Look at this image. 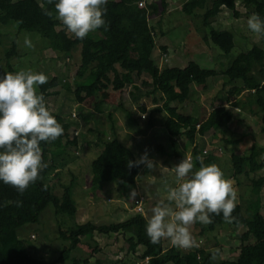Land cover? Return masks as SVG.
Segmentation results:
<instances>
[{
	"label": "rangeland",
	"instance_id": "374dc122",
	"mask_svg": "<svg viewBox=\"0 0 264 264\" xmlns=\"http://www.w3.org/2000/svg\"><path fill=\"white\" fill-rule=\"evenodd\" d=\"M141 1L148 10L149 23L154 26L156 32L154 58L160 69L184 67L189 61H195L203 68L217 71L216 75L201 78L198 83H193V90L188 99L173 105L179 113L192 115L199 120H203L216 106L232 107L235 114L228 128L218 130L216 135L211 131L206 136H197V145L202 150V157L206 154L216 157L215 164L222 169L226 178L234 181L238 189V204L249 205V211L246 210L245 214H252L257 206L264 214V186L259 194L254 195L250 180L239 178L237 183L231 177L230 161L232 153H247L252 143L262 148L261 157H264V134L258 132L257 123L260 114L255 106L250 109H247V105L243 108L231 106L232 101L244 99L246 90L241 81L219 73L239 52L253 45L264 47L261 37L247 27V19L251 13L239 1L238 16L234 17L232 11L223 8L217 15L209 18L208 27H204L202 14L210 7L212 0H207L204 8L198 9L194 15L185 14L181 10L185 0ZM210 28L233 31L235 47L231 52L222 53L211 42L203 39V35ZM26 36L31 39L33 48L24 46ZM71 36L74 35L65 27L56 28L51 33L38 28L18 32L15 22L0 24V76L10 72L4 54L15 40L18 56L9 60L13 66L12 72L30 69L33 72L43 71L49 77H59L61 82L52 89L54 92L47 98V107L63 114L64 119L71 123L68 139H77V145H66L64 152L56 157V176L49 180L56 195L62 193L64 186L72 184V196L77 212L74 216L57 214L53 204L49 203L40 213L36 223L26 224L18 233L24 240L29 254L46 263L72 264L77 258L86 260L82 264H94L96 259L113 264H144V261L138 258L142 246H138L135 253H127L120 233L105 235L97 231L82 235L75 249L71 250L67 257L60 262H54L60 256L63 246L68 244L61 238L60 230L72 229L87 221L96 224L123 221L135 213L134 200L129 198L130 192L120 194L121 186L126 190L132 186L128 187L119 180L105 182L100 189L91 185V161L100 153L105 141L118 136L138 158L147 152L148 158L157 164L154 170L142 171L133 187L137 193L136 197L139 195L143 198L142 214L146 218L151 216V208L166 197L165 182L169 186H175L172 167L185 156H191L188 154L190 147L187 139L183 135L180 136L178 146L173 148L163 125L165 112L152 113L156 126L149 132L147 125L150 112L163 102L158 94L155 101L154 96L138 99V93L128 86L119 91L109 89L99 92L94 97L78 103L74 94L75 82L89 74L100 54L99 50L91 48L85 42L73 46L70 56L58 58V52L53 47H65ZM138 85L145 89L144 86ZM232 87L238 88L233 94ZM77 110L87 117L85 123L78 121ZM142 113H145V117L141 116ZM169 151H176L175 156H168ZM194 170L198 169L194 167ZM258 198L259 202L256 203ZM190 230L201 246L209 250L220 249L219 259H234L238 253V236L244 231V227L224 223L222 227L204 236L199 234L197 223ZM166 244L169 249L173 247L169 241Z\"/></svg>",
	"mask_w": 264,
	"mask_h": 264
},
{
	"label": "trees",
	"instance_id": "16d2710c",
	"mask_svg": "<svg viewBox=\"0 0 264 264\" xmlns=\"http://www.w3.org/2000/svg\"><path fill=\"white\" fill-rule=\"evenodd\" d=\"M140 1L108 0L104 17L108 22L107 31L104 28L97 29L83 40L71 36L65 47H53L58 52V58L70 56L73 46L85 42L91 48L99 50L98 61L89 74L75 82V99L81 103L99 92L109 89L119 91L128 86L138 93V99L154 96L155 101V96L158 94L163 102L161 105H156L150 112L147 128L154 126L152 113L165 112L163 123L165 130L171 136H185L194 167L199 169L201 162L204 165L215 164L216 157L210 154L201 156L202 150L196 143V137L206 136L211 131L216 135L218 130L227 129L235 114L232 107L216 106L203 120H199L192 115L179 113L173 103L188 99L193 90V83H198L201 78L214 76L217 71L203 68L195 61H189L184 67L172 66L160 69L154 58L156 32L154 26L149 23L147 8L139 6ZM206 1L185 0L181 10L185 14L194 15L198 9L204 8ZM239 1L249 13L255 12L264 18V0H212L210 7L202 14L204 27H208V19L217 15L223 8L232 11L234 17L238 16L240 11L237 8V2ZM55 2L56 0L53 4H47V0H0V24L7 25L11 21L15 22L18 32L33 28L47 33L54 32L56 28L64 26L58 20L46 16L41 5L43 4L55 14ZM203 39L211 42L225 54L235 47L232 30L210 28L203 35ZM261 42L264 44V37H261ZM4 55L9 71H14L9 60L13 56H18L15 40ZM37 73L46 75L43 71ZM219 73L241 81L246 90V96L243 100L232 101L231 106L243 108L247 105V109L255 106L260 114L257 122L258 132L264 134V47L258 44L239 52ZM47 77L48 82L37 88L38 94L44 95L46 106L47 98L54 92L52 89L61 82L57 76ZM138 84L145 89H141ZM232 88V94L238 90L237 87ZM154 103L157 104V102ZM141 109H145L143 105ZM50 112L64 128V133L51 143L41 142L43 162L47 164V167L40 173V179L30 185L23 195L0 181V264H52L30 255L18 232L26 224L36 223L40 213L49 203L53 204L57 214L74 216L77 212L76 202L72 196V184L64 186L62 193L56 195L49 183V180L56 176V157L64 152L66 145H77L76 137L72 140L68 139L71 123L64 119L63 114L52 110ZM76 114L79 117L78 121L86 122L87 117L80 110H77ZM158 148L161 149L160 146ZM262 152V148L252 143L247 153L241 155L232 153L230 156L231 177L237 183L239 178L250 180L254 195L259 194L264 186ZM197 157L200 159L197 160ZM137 159L133 150L118 136L105 141L100 153L91 161L92 187L100 189L105 182L116 180L128 187L135 185L143 165L132 168L127 165L129 160ZM260 171L263 173L259 174ZM129 189L126 190L121 186L120 194L131 192L132 189ZM17 200L22 201V206H16ZM259 209L260 207L257 206L252 214L247 215L245 211H249V205L237 203L232 214L236 220L228 224L234 227L242 226L244 231L238 236V253L234 259H219V256L216 260H212L213 250L203 246L198 249L184 250L177 247L167 248V241L153 244L146 233L147 218L142 212L135 210L132 216L123 221L109 224L87 221L72 229L60 230L61 238L68 244L63 246L60 256L54 262H60L67 257L71 250L75 249L82 235L97 231L105 235L120 233L127 253H135V249L142 246L143 250L138 258L145 260L144 264H264V214ZM212 218V224L197 223L201 236L210 234L226 223L222 213L219 216L213 215ZM84 262H86L85 259L76 258L72 264ZM94 264L113 263H104L96 259Z\"/></svg>",
	"mask_w": 264,
	"mask_h": 264
},
{
	"label": "clouds",
	"instance_id": "9594fccd",
	"mask_svg": "<svg viewBox=\"0 0 264 264\" xmlns=\"http://www.w3.org/2000/svg\"><path fill=\"white\" fill-rule=\"evenodd\" d=\"M53 3L54 0H47V4ZM107 3L108 0H56L55 14L43 4L41 9L46 16L58 20L75 38L83 40L97 29L108 30L104 18ZM247 27L264 37V18L258 13L253 12L248 17ZM24 46L34 47L27 36ZM47 82L44 73L30 69L0 76V181L15 188L20 195L40 179V173L47 167L43 162L41 142L51 143L64 133V128L46 106L44 95L37 92V88ZM140 165L149 170L157 167L147 152L137 160H129L127 166ZM172 171L176 184L169 186L165 182L167 195L151 208L146 233L153 244L169 241L180 249H198L201 244L191 227L196 223L212 224L213 215L221 213L226 223H233L238 189L216 164L201 162L199 169L194 170L191 156H185ZM136 195V190L132 189L129 198L135 199ZM15 203L17 207L22 206V201ZM220 255V249H214L211 259L216 260Z\"/></svg>",
	"mask_w": 264,
	"mask_h": 264
},
{
	"label": "crops",
	"instance_id": "0c3cea01",
	"mask_svg": "<svg viewBox=\"0 0 264 264\" xmlns=\"http://www.w3.org/2000/svg\"><path fill=\"white\" fill-rule=\"evenodd\" d=\"M165 114V113H164ZM154 126H156V125H154ZM154 126L152 127V128H150V130H149V132H152L154 129ZM166 133H167V131H166ZM168 134V133H167ZM169 135V134H168ZM179 140H178V139ZM169 140H171L172 142L171 143H173L172 145H173V148L175 149L177 146H178V141H180L181 140V138H180V136H171V135H169ZM196 143H197V141H196ZM170 150V149H169ZM178 153H180V152H178ZM169 154H174V156H175V154H176V151L174 152V151H169V153H168V156H169ZM182 154V153H181ZM188 154H190V152H188ZM177 156V155H176ZM148 170V168H146L144 165H143V169H142V171H147ZM141 171V172H142ZM140 172V173H141ZM139 173V174H140ZM139 176V175H138ZM138 176H137V178H138ZM136 181H137V179H136ZM136 183L137 182H135V185H136ZM135 185H133L132 186V188L131 189H133V187L135 186ZM140 191V190H139ZM139 196V195H138ZM143 248V247H142ZM143 250V249H142ZM142 252V251H141ZM144 262H145V260H144Z\"/></svg>",
	"mask_w": 264,
	"mask_h": 264
},
{
	"label": "built area",
	"instance_id": "2783aa9c",
	"mask_svg": "<svg viewBox=\"0 0 264 264\" xmlns=\"http://www.w3.org/2000/svg\"><path fill=\"white\" fill-rule=\"evenodd\" d=\"M138 4L139 6H143L142 1H140ZM141 116L144 117L145 116L144 113H142ZM203 153H206V150H204ZM133 200H134V210H138L142 212V203H143L142 196H137Z\"/></svg>",
	"mask_w": 264,
	"mask_h": 264
}]
</instances>
